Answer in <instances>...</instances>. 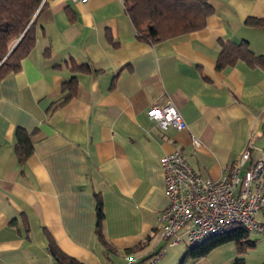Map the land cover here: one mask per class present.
Wrapping results in <instances>:
<instances>
[{
    "label": "crops",
    "instance_id": "1",
    "mask_svg": "<svg viewBox=\"0 0 264 264\" xmlns=\"http://www.w3.org/2000/svg\"><path fill=\"white\" fill-rule=\"evenodd\" d=\"M207 1L202 28L151 43L122 0H45L32 49L0 78V264H54L48 236L83 264H143L158 253L150 264H178L190 245L182 231L175 245L160 238L161 157L177 151L213 180L249 144L247 165L264 161V29L245 24L264 18V0ZM241 42L252 65L218 69L221 44ZM167 102L185 129L148 118ZM17 130L31 141L23 161ZM97 202L106 244L96 237ZM255 219L264 227V208ZM247 237L253 246L226 241L185 264H264V231ZM181 244L179 261L167 257Z\"/></svg>",
    "mask_w": 264,
    "mask_h": 264
},
{
    "label": "built area",
    "instance_id": "2",
    "mask_svg": "<svg viewBox=\"0 0 264 264\" xmlns=\"http://www.w3.org/2000/svg\"><path fill=\"white\" fill-rule=\"evenodd\" d=\"M146 114L162 130L186 128L182 116L170 102L149 107ZM192 144L200 146L197 139H192ZM250 149L249 144L236 163L225 166L219 180L197 175L177 151L161 157L168 198L167 207L157 218L162 240L175 245L182 231L191 246L224 235L235 226L248 231H264L255 219L264 208V161L256 160L247 165ZM159 255L143 264L157 261ZM125 264H134V260L127 257Z\"/></svg>",
    "mask_w": 264,
    "mask_h": 264
},
{
    "label": "trees",
    "instance_id": "3",
    "mask_svg": "<svg viewBox=\"0 0 264 264\" xmlns=\"http://www.w3.org/2000/svg\"><path fill=\"white\" fill-rule=\"evenodd\" d=\"M122 2L138 37L151 43L198 30L212 14V8L207 0H122ZM44 6L45 0H0V78L9 72L19 71L20 61L34 45L36 19ZM245 24L264 29V18L248 17ZM253 59L254 55L246 42L222 43L217 68L222 69L238 60L252 65ZM73 82L70 81L69 86L65 88L67 93L64 99L72 94ZM16 142L17 155L19 160L23 161L31 152L30 138L21 130H17ZM102 220V205L97 202L96 237L99 242L106 244L101 233ZM248 233L244 227L235 226L224 235L214 236L202 244L188 247L178 264L205 256L226 241L238 242L239 249L253 246L254 243L248 240ZM47 247L54 264H83L62 252L49 236ZM235 264L242 263L236 261Z\"/></svg>",
    "mask_w": 264,
    "mask_h": 264
},
{
    "label": "rangeland",
    "instance_id": "4",
    "mask_svg": "<svg viewBox=\"0 0 264 264\" xmlns=\"http://www.w3.org/2000/svg\"><path fill=\"white\" fill-rule=\"evenodd\" d=\"M156 237H157V235H156ZM152 245V243L150 244V246ZM162 245H163V243H162ZM182 248H185V245H183V244H181V245H179V246H177V247H173V248H168L167 249V257L168 256H170V257H175V256H179V254H180V256L178 257V260L177 261H179V259H181V256H182V254H181V249Z\"/></svg>",
    "mask_w": 264,
    "mask_h": 264
}]
</instances>
